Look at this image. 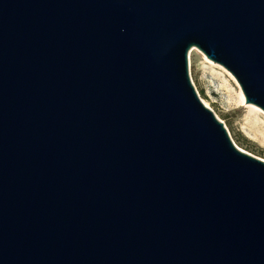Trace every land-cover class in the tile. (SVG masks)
Segmentation results:
<instances>
[{"label": "water", "instance_id": "1", "mask_svg": "<svg viewBox=\"0 0 264 264\" xmlns=\"http://www.w3.org/2000/svg\"><path fill=\"white\" fill-rule=\"evenodd\" d=\"M194 48L264 111V0H0V264H264Z\"/></svg>", "mask_w": 264, "mask_h": 264}, {"label": "rangeland", "instance_id": "2", "mask_svg": "<svg viewBox=\"0 0 264 264\" xmlns=\"http://www.w3.org/2000/svg\"><path fill=\"white\" fill-rule=\"evenodd\" d=\"M189 72L200 99L224 123L235 146L264 161V111L246 104L235 77L197 48L189 54Z\"/></svg>", "mask_w": 264, "mask_h": 264}, {"label": "bare ground", "instance_id": "3", "mask_svg": "<svg viewBox=\"0 0 264 264\" xmlns=\"http://www.w3.org/2000/svg\"><path fill=\"white\" fill-rule=\"evenodd\" d=\"M243 101H244V103H245L244 97H243Z\"/></svg>", "mask_w": 264, "mask_h": 264}]
</instances>
